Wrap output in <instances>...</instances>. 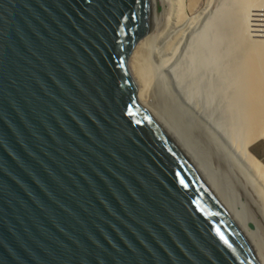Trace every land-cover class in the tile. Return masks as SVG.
<instances>
[{
    "label": "water",
    "instance_id": "95a60500",
    "mask_svg": "<svg viewBox=\"0 0 264 264\" xmlns=\"http://www.w3.org/2000/svg\"><path fill=\"white\" fill-rule=\"evenodd\" d=\"M155 0H0V264H262L127 68Z\"/></svg>",
    "mask_w": 264,
    "mask_h": 264
},
{
    "label": "bare ground",
    "instance_id": "6f19581e",
    "mask_svg": "<svg viewBox=\"0 0 264 264\" xmlns=\"http://www.w3.org/2000/svg\"><path fill=\"white\" fill-rule=\"evenodd\" d=\"M155 6L153 28L135 45L127 62L137 92L146 106L155 104L167 117L171 125L166 127L176 139L174 128L179 133L181 125L182 134L190 141L207 146L208 153L201 146L204 164L199 165L204 168L207 162L212 176L209 179L214 184L218 178L225 186V199L237 200L239 190L249 191L254 203H260L264 216V168L247 151L248 145L264 134V0H227L212 12L209 1L192 16L187 15L186 0H155ZM209 14L211 19H206ZM222 41H226L224 52L217 57L223 65L217 71L230 77L220 86L223 116L219 117L225 120L220 130L221 125L210 119V112L205 114L206 107L198 103L197 81L193 77L184 79L181 66L193 62V73L211 69L220 52L217 44ZM203 46L207 54L202 56ZM207 83L210 87V81ZM184 149L190 155L188 147ZM214 163L218 168L213 167ZM238 205L237 201L230 204L234 209ZM235 212L245 219L248 228L250 211L237 208Z\"/></svg>",
    "mask_w": 264,
    "mask_h": 264
},
{
    "label": "rangeland",
    "instance_id": "374dc122",
    "mask_svg": "<svg viewBox=\"0 0 264 264\" xmlns=\"http://www.w3.org/2000/svg\"><path fill=\"white\" fill-rule=\"evenodd\" d=\"M209 1L211 2L210 7L212 9V10L210 9L209 12H212L213 10H215L216 6L219 7L222 4H226L227 0H194V1H192L191 5L189 7L187 5V15L188 16L194 15L196 11L198 12L202 8H204L205 5L207 4V2H209ZM158 10H159V12L162 11L161 6H158ZM210 14L213 15L212 13H210ZM210 14L206 19H208V18L211 19ZM225 42L226 41H222V42H218V44H217V47L219 48L220 52L216 53V55H215V58H216L215 62L216 63L213 62L214 66H215V67L212 66L213 69L212 68L211 69H205V70L201 69V70H198L196 73H193V70H192L194 68L193 62L187 63V61H186V64H182V66H181L182 71H184V76H183L184 79H187V81H189V79H191V80L194 79V81H197L196 85L199 86V90H200L199 92L196 93V98L199 97L198 103L201 106L206 107V110H205L206 113L205 114H208L210 112V114H211L210 119H212L214 122H218L221 125V126H218L220 130H222L223 127L225 126V123H224L225 120H222L220 118L223 116L222 110H221L222 103L220 101L221 96H219V92L221 91L220 86H221V83H226L229 81L230 75L229 74H226V75L220 74L219 75L218 71L220 69V66H222L223 64L219 63V59L217 56L224 52V48L226 45ZM205 54H207V49L205 48V46H203L202 47V56ZM202 59H203V57L200 59V62H202ZM217 69H218V71H217ZM192 77H193V79H192ZM221 77H224L225 79H222ZM219 79H222V80H219ZM207 81H210V83H209L211 85L210 87H208ZM183 87L185 88V86H183ZM191 88L193 89V86H191ZM154 105L149 104L147 107L160 118V120L165 124V126L170 128L171 123H169L167 117L163 116L164 114L161 113V111L159 109L155 108ZM185 125H187V123ZM178 127H180L179 129L181 131L180 132L178 130L179 133L177 132V130H175L176 128L173 127L174 128V134L178 135L177 136L178 141L181 142V144L183 146L186 145L188 147V149L190 151V156L193 157V160L198 164V166L203 170V172L208 176V178H210V177L212 178L211 173L207 169V162H205L206 165H204V168H203L202 164L199 165L203 161V159L201 158V152H200L201 146L203 147L205 144L201 141L199 142L198 140L196 141V143H200V146H198L196 143L194 144V141H190L185 135L182 134V133H184L183 127L181 125H178ZM186 146H184V147H186ZM204 148H205V151L208 153L207 146H204ZM209 152H211V151H209ZM213 167L218 168L216 163H214ZM215 182H218V183H215ZM215 182H214V185H216L218 188H220L222 195L225 197L226 195H225V193H223V192H225L224 191L225 186L218 180V178L216 179ZM221 184L223 185L224 188L221 187ZM237 194H238L237 200L231 199L229 197H226V200L232 206L234 205L235 201H237L239 203V205L236 206L238 208V210H242L243 212H245L247 210L250 211L249 215H248L249 220L246 222L247 226L253 232V235L257 239V241L264 248V216L262 215L263 213H261L262 207H261L260 203H258V204H257V202L254 203V200L251 199V197H250L249 191L243 192V191L239 190ZM237 208H235V209H237ZM235 209L233 207L234 211H235ZM243 216H245V215H243ZM242 219H243V217H242ZM242 221L245 224V219H243ZM257 236H259V238Z\"/></svg>",
    "mask_w": 264,
    "mask_h": 264
},
{
    "label": "crops",
    "instance_id": "0c3cea01",
    "mask_svg": "<svg viewBox=\"0 0 264 264\" xmlns=\"http://www.w3.org/2000/svg\"><path fill=\"white\" fill-rule=\"evenodd\" d=\"M192 1L194 0H186L188 7L191 5ZM247 151L250 156L253 157V160L255 159L259 165L261 164L260 167L262 166L264 168V134L252 141L248 145Z\"/></svg>",
    "mask_w": 264,
    "mask_h": 264
},
{
    "label": "built area",
    "instance_id": "2783aa9c",
    "mask_svg": "<svg viewBox=\"0 0 264 264\" xmlns=\"http://www.w3.org/2000/svg\"><path fill=\"white\" fill-rule=\"evenodd\" d=\"M254 33V32H253ZM259 33H261V32H259Z\"/></svg>",
    "mask_w": 264,
    "mask_h": 264
}]
</instances>
